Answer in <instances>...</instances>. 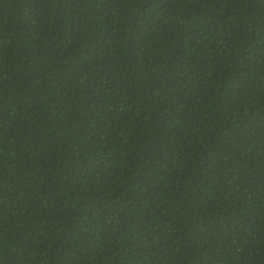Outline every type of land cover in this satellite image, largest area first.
<instances>
[{"label": "trees", "instance_id": "1", "mask_svg": "<svg viewBox=\"0 0 264 264\" xmlns=\"http://www.w3.org/2000/svg\"><path fill=\"white\" fill-rule=\"evenodd\" d=\"M0 264H264V0H0Z\"/></svg>", "mask_w": 264, "mask_h": 264}]
</instances>
